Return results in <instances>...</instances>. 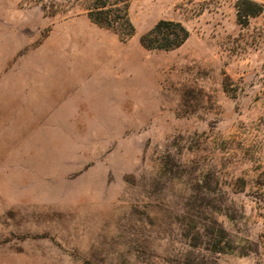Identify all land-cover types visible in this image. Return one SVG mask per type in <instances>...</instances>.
<instances>
[{"label":"rangeland","instance_id":"374dc122","mask_svg":"<svg viewBox=\"0 0 264 264\" xmlns=\"http://www.w3.org/2000/svg\"><path fill=\"white\" fill-rule=\"evenodd\" d=\"M238 1L132 0L123 41L85 0H0V264H264V10ZM161 20L181 48L141 45Z\"/></svg>","mask_w":264,"mask_h":264},{"label":"trees","instance_id":"16d2710c","mask_svg":"<svg viewBox=\"0 0 264 264\" xmlns=\"http://www.w3.org/2000/svg\"><path fill=\"white\" fill-rule=\"evenodd\" d=\"M44 4V11L54 16L62 4L60 0H36ZM78 1V0H77ZM85 14L95 25L116 33L123 41L136 34V28L129 16L132 0H85ZM238 20L241 25L248 26L249 19L260 15L264 7L252 0H239L237 3ZM190 38L189 30L180 22L161 20L151 30L141 35V45L150 51H174L181 48Z\"/></svg>","mask_w":264,"mask_h":264}]
</instances>
